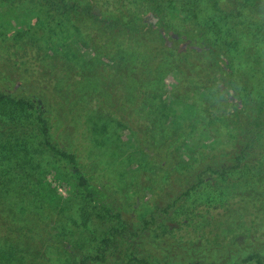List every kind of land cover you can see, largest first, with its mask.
I'll use <instances>...</instances> for the list:
<instances>
[{"label": "rangeland", "instance_id": "374dc122", "mask_svg": "<svg viewBox=\"0 0 264 264\" xmlns=\"http://www.w3.org/2000/svg\"><path fill=\"white\" fill-rule=\"evenodd\" d=\"M107 1L0 0V93L41 100L49 143L75 156L128 224L104 261L86 264H126L132 257L232 264L254 251L264 257L256 245L264 236V229L256 232L264 225V170L251 173L257 161L264 167L254 152L264 127H249L253 104L231 109L234 93L220 90L216 79L225 76L223 57L193 39L199 30L188 11L168 16L147 3L126 10ZM254 3L264 12V0ZM120 10L135 20L131 27ZM16 113L0 105V189H19L0 191V243L28 245L15 264H76L98 248L87 229L73 227L64 237L49 225L53 217L30 229L11 224L13 213L24 217L20 205L44 209L43 180L63 199L74 198L59 184L68 168L41 145L36 114ZM19 136L32 137L30 150ZM240 151L245 165L254 162L246 178L230 185L211 173L233 165ZM251 208L257 216L248 215ZM108 226L116 225L98 228L99 238ZM5 260L0 264H11Z\"/></svg>", "mask_w": 264, "mask_h": 264}, {"label": "trees", "instance_id": "16d2710c", "mask_svg": "<svg viewBox=\"0 0 264 264\" xmlns=\"http://www.w3.org/2000/svg\"><path fill=\"white\" fill-rule=\"evenodd\" d=\"M256 0H108L107 3L117 5L120 9L128 5H138L141 3H147L152 6V9L157 12L165 13L169 15L182 14L188 11L192 20L195 21L196 27L199 30V36H193V39H197L203 42L205 48H208V44L219 49L223 59H221L225 65V76L217 77V84L220 85L224 93H234V104H231V109L235 111L237 105L243 106L246 109V104H253V117L249 120V127L263 128L264 127V12L257 11L255 9ZM125 3V4H123ZM58 5V4H57ZM118 8V9H119ZM127 7L126 10H128ZM119 12V11H117ZM120 10V16L126 18L128 21V27H131L130 22L135 20L128 19V16L123 15ZM150 20L154 18L150 17ZM125 20V19H124ZM121 21V19H119ZM152 25V23H150ZM214 57L215 54H211ZM219 66L218 61H213ZM30 101L13 99L7 95L0 93V105L6 107L9 111L19 112H33L36 114L35 121L40 127V135L42 138L41 145L45 150L50 152L53 156L61 160L68 168L69 175L60 178V185L68 195L74 197L72 201L63 199L56 188L52 187L46 180L44 184L40 186L41 205H44L45 209H36L34 206L28 208L25 205H20L19 209L23 210L22 215L14 214L12 223L13 225L25 226L28 229L34 226H42L46 217L52 218V222L49 225L62 236H66L71 232V228L81 229L89 232L88 238L94 244H98L94 254H88L87 251L83 252L82 257L76 262V264H86L88 261H104L105 253L108 252L112 246L115 245L117 238L128 232V224L122 218L119 211H117L112 203L109 201V197L101 190L92 186L85 178L84 174L78 168L75 156L64 150L55 148L48 141V128L46 120L42 118L44 112V106L39 98L36 96H30ZM239 101V103H237ZM242 103L245 105H242ZM241 108V107H240ZM12 113V112H11ZM249 118V115L247 114ZM252 136L255 133L251 130ZM249 132L250 136L251 133ZM19 139L24 144L26 151L30 148L31 136H19ZM32 151H36L32 147ZM247 152V150H246ZM254 152L258 155V160L264 158V143L257 145ZM30 154V153H29ZM32 156V154H30ZM29 157V156H28ZM34 157V155H33ZM245 151H240L233 158V165L223 167L221 170H210L213 175H216L218 179L221 177L225 181L231 180L229 184L236 183L235 180H241L246 178L250 172L251 163H247L250 166L245 165ZM252 172H258L264 170L261 162H255L251 167ZM256 170V171H255ZM211 174V175H212ZM8 179L10 184V176L6 173L2 174ZM3 179V178H2ZM0 180V183L2 181ZM57 178L52 176L53 182H57ZM202 182L199 181L198 185ZM228 184V185H229ZM3 185V184H1ZM6 186V185H5ZM19 189H14L13 192L7 189V187L0 189L1 194L12 195V193L19 192ZM188 192V191H187ZM185 192V196L188 193ZM11 193V194H10ZM24 193V192H23ZM40 193V192H39ZM26 194V193H24ZM16 201V200H15ZM260 202V200H259ZM21 203V202H20ZM261 208H264V197L262 199ZM33 208V209H32ZM172 208V205H167V209ZM36 212L38 213L35 214ZM253 208L248 212V215H258L260 211H256L253 214ZM163 212L167 213V210ZM18 215V216H17ZM39 215H44L41 218ZM115 223L116 226H108L106 234L102 233V237L97 235V229L105 227L109 223ZM153 223L144 222V227ZM71 225V227H70ZM120 225V229L117 227ZM259 227V226H258ZM85 230H84V229ZM264 229V225H260L259 231ZM105 231V230H104ZM154 231V230H153ZM255 231H250L254 235ZM82 234V233H81ZM264 235V233H262ZM96 235V237L94 236ZM107 235V236H106ZM264 239V236L261 237ZM260 237L257 238L256 245L264 247V242ZM8 242L0 243V253L7 251V254H0V261H4L5 257L11 264L19 263L23 257V252L28 251V245L24 242L17 244L14 239H7ZM15 244H14V243ZM16 247V250H15ZM20 247V249H19ZM10 253L12 256H9ZM28 253V252H27ZM86 253V254H85ZM7 259L5 262H7ZM264 257L258 252L254 251L252 254L241 259L240 263L232 264H246L252 262L253 264H263ZM151 264L150 262L132 257L126 264ZM208 264H215L210 262Z\"/></svg>", "mask_w": 264, "mask_h": 264}]
</instances>
